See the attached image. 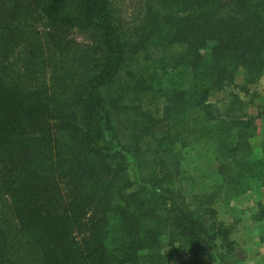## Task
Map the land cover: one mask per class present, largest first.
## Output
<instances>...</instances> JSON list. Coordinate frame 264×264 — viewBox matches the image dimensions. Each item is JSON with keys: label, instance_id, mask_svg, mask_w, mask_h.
Masks as SVG:
<instances>
[{"label": "trees", "instance_id": "obj_1", "mask_svg": "<svg viewBox=\"0 0 264 264\" xmlns=\"http://www.w3.org/2000/svg\"><path fill=\"white\" fill-rule=\"evenodd\" d=\"M263 78L264 0H0V264H246L244 212L215 204L253 196L264 225L259 114L233 92ZM196 143L209 194L183 185Z\"/></svg>", "mask_w": 264, "mask_h": 264}, {"label": "rangeland", "instance_id": "obj_2", "mask_svg": "<svg viewBox=\"0 0 264 264\" xmlns=\"http://www.w3.org/2000/svg\"><path fill=\"white\" fill-rule=\"evenodd\" d=\"M234 93L246 102L245 110L251 115L259 114L258 134L252 140L254 147L264 141V78L256 84L249 86L248 93H244L238 89H233ZM154 108L160 107V102L154 101ZM183 160L181 161L183 185L187 188L191 195L209 194L214 187L219 185V177L217 174L218 162L212 148L206 144L196 143L182 150ZM245 198L237 203H232L229 207L223 203L215 204L220 218L231 219L240 214L241 220L235 231V239L246 250V264H264V244L255 241V237L259 230L264 228L261 223L251 221L248 209L254 206L255 200ZM169 264H188L185 255L178 249H168Z\"/></svg>", "mask_w": 264, "mask_h": 264}]
</instances>
